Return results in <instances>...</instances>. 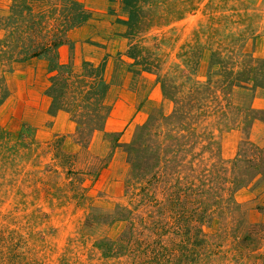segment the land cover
Wrapping results in <instances>:
<instances>
[{
	"label": "rangeland",
	"instance_id": "1",
	"mask_svg": "<svg viewBox=\"0 0 264 264\" xmlns=\"http://www.w3.org/2000/svg\"><path fill=\"white\" fill-rule=\"evenodd\" d=\"M0 264H264V0H0Z\"/></svg>",
	"mask_w": 264,
	"mask_h": 264
},
{
	"label": "trees",
	"instance_id": "2",
	"mask_svg": "<svg viewBox=\"0 0 264 264\" xmlns=\"http://www.w3.org/2000/svg\"><path fill=\"white\" fill-rule=\"evenodd\" d=\"M126 2H129V1H131V0H125Z\"/></svg>",
	"mask_w": 264,
	"mask_h": 264
}]
</instances>
